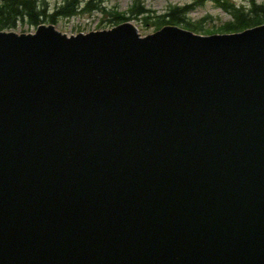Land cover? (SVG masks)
<instances>
[{
    "label": "water",
    "instance_id": "obj_1",
    "mask_svg": "<svg viewBox=\"0 0 264 264\" xmlns=\"http://www.w3.org/2000/svg\"><path fill=\"white\" fill-rule=\"evenodd\" d=\"M0 264H264V23L0 30Z\"/></svg>",
    "mask_w": 264,
    "mask_h": 264
},
{
    "label": "trees",
    "instance_id": "obj_2",
    "mask_svg": "<svg viewBox=\"0 0 264 264\" xmlns=\"http://www.w3.org/2000/svg\"><path fill=\"white\" fill-rule=\"evenodd\" d=\"M203 0H193L192 3L172 4L165 11L153 14L142 0L133 3L124 11L108 10L95 0H62L55 9H49L46 0H0V30L17 29L18 25L27 24L36 27L41 23H53L57 17H70L82 12L100 10L107 16L109 26L116 25L128 19L141 18L144 23L151 21L155 29L165 24L177 25L197 33L235 32L264 23V2L251 0L248 5L238 4L234 0H212L223 8L230 17L217 27H205L206 17L193 18L190 11Z\"/></svg>",
    "mask_w": 264,
    "mask_h": 264
},
{
    "label": "rangeland",
    "instance_id": "obj_3",
    "mask_svg": "<svg viewBox=\"0 0 264 264\" xmlns=\"http://www.w3.org/2000/svg\"><path fill=\"white\" fill-rule=\"evenodd\" d=\"M49 9H55V7L62 0H46ZM86 1V0H83ZM100 6L105 7L108 10L116 9L118 11H124L130 7L133 0H95ZM146 7L152 10L153 14H159L165 11L172 4H184L192 3L193 0H142ZM251 0H234L238 4L248 5ZM257 3H262L264 0H255ZM190 15L193 18L206 17L204 21L205 27H217L221 23L230 17L223 8L217 6L212 0H203L201 4L197 3L190 11ZM107 16L100 10H93L92 12H82L70 17H57L55 23L56 28L66 32L67 34L77 33L79 31H90L93 29L109 27ZM132 23L139 29L142 35H146L154 32L156 27L151 21L146 23L141 18L131 19ZM34 26L27 24L18 25L17 32H28L34 30Z\"/></svg>",
    "mask_w": 264,
    "mask_h": 264
}]
</instances>
